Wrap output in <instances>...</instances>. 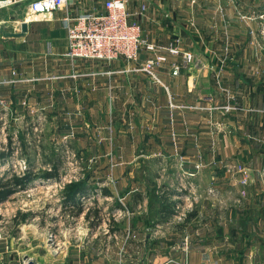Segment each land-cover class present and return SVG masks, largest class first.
I'll use <instances>...</instances> for the list:
<instances>
[{"label":"crops","instance_id":"0c3cea01","mask_svg":"<svg viewBox=\"0 0 264 264\" xmlns=\"http://www.w3.org/2000/svg\"><path fill=\"white\" fill-rule=\"evenodd\" d=\"M229 1L128 0L145 39L159 47L156 52L143 49L139 62L121 57L106 63L66 56V10L71 14L95 7L102 10L103 0H70L66 9L31 20L24 16L29 24L24 36L0 37V79L13 78L14 71L18 78L0 84V117L4 111H12L10 123L21 122L29 132L42 121L53 152L48 171L61 175L54 158L61 148L63 153L65 149L76 151L85 166V178L73 181L85 182L78 193L67 199L65 188L72 182L62 191L63 207L74 205L66 215L73 226L64 233L63 248L54 254L49 246L50 252L41 255L45 243L39 242L29 246L35 254L31 255L22 247H9L0 250V264H26L29 260L37 264H264L262 226L232 233H216L208 227L192 234L173 224L178 195L172 182L180 185L176 177L199 186L211 176L210 182L215 183L210 164L224 153L216 155L214 145L225 139L215 136L214 126L226 122L219 113L223 106L216 104L228 101L231 79L245 90H263L259 81L264 76L256 67L250 70L252 74L235 67L231 73L230 67L262 58L256 50L257 56L254 52L246 59V49L250 42L263 39L264 19L259 15L264 9L231 7ZM201 33L206 39L202 44ZM172 42L181 51L192 52L194 60L170 54L166 47ZM201 45L206 48L202 56ZM231 47L237 52L230 53ZM155 53L168 58L156 68L157 79L135 70ZM177 66L179 73L175 74ZM164 170L169 172L166 181ZM257 172L248 188L252 191L261 186L262 194L264 172ZM229 181L225 179L224 190L233 188L231 183L242 188ZM92 192L98 198L84 206L81 197L88 199ZM242 198L246 199L240 193ZM115 209L123 215L111 217L106 233L102 219ZM246 224L259 225V218ZM129 231L135 236L127 237ZM186 237L188 249L183 247Z\"/></svg>","mask_w":264,"mask_h":264},{"label":"rangeland","instance_id":"374dc122","mask_svg":"<svg viewBox=\"0 0 264 264\" xmlns=\"http://www.w3.org/2000/svg\"><path fill=\"white\" fill-rule=\"evenodd\" d=\"M229 2L231 7H245L250 10L264 9V0H230ZM261 33L263 39L258 38L256 43L250 42L246 49V59H249V55L252 56L256 50L259 57V53L262 55L261 59H257L259 63H253L254 61L249 63L248 61L246 64L232 65L230 67L231 73L233 67L236 68V71L238 68H243L248 73L250 70L255 71L254 68L256 67L258 73L261 72L264 76V26ZM203 40L206 41L205 34L201 33L199 42L201 43ZM204 47L201 45L199 48L201 56L206 54V48ZM237 50L236 48H229L230 53L237 52ZM216 52L221 54L222 51ZM236 74L238 72L234 73V75ZM232 80L228 101L225 100V102L216 104L217 106H223L219 113L220 118L222 117L226 122L221 121L218 125L215 122L214 126L215 136L221 135V138L225 139L224 143L217 141L214 145L216 155L219 152L224 153L223 157L218 158L217 156L219 160H214L210 164L212 171H214L215 183L210 182L211 179L213 180L210 176L211 173L209 174L210 177H205L208 181L205 179L200 182L201 185L199 186L187 183V181L177 177V181L179 180L181 184L172 182V187H174L178 196H182L186 200L183 193L179 192V188L182 187L184 190L187 189L192 197L186 202L182 201L184 215L181 220L173 222L179 231L193 234L195 230L205 231L209 227L210 231V227H212L216 233H232L234 230L245 231L247 227H264V197H262L264 193L259 194L263 187L258 186V189H252V191L248 188L253 182L249 171L258 173L257 171L260 170L261 173L264 172V78L259 81L263 84V90L260 91L253 87H247L245 90L242 88L243 85L238 87L237 81ZM218 90L222 92L223 88L219 87ZM227 106L229 107L227 108ZM221 113L223 114L221 115ZM8 122L10 123L9 120ZM22 131L24 133L21 136ZM44 131L45 128H39L38 130L34 128L33 132H29V129L22 126L21 122H17L16 124L10 123L5 129L6 142L0 137V148L3 149H0V151L7 153L5 162L0 163V179L9 178L13 174H23L27 170L38 173L37 177L24 188L0 202V250H6L9 247H22L29 254L35 255L30 247L33 244L37 245L39 242H44L45 244L41 248L45 252L43 251L40 254H48L49 249H51L49 247L51 246L49 243L50 234L53 232L60 242H64L65 231L73 226L68 224L66 215L69 213V207L74 205L63 207L62 191L64 187H61L63 183L60 180L65 174L68 175L67 179L70 175L74 176L80 170L79 166H83L84 163L80 161L78 166H76V163L69 165L66 163V158L63 159L62 157L67 154V149L63 153L64 150L61 148L54 156L59 164V169H61V175H57L55 178H46L42 172L48 171V168L51 167L49 163L51 157H53V152L50 150L51 140L48 139V135ZM20 163H22V166L25 164L28 167L27 170H22ZM169 165L171 166V164ZM157 168L162 169V167ZM244 171L249 174V182H244L246 177ZM238 172L241 174L240 177L235 176ZM163 176L166 181L169 178V172L164 170ZM225 179H230L234 184L242 185V188L234 187L229 181L233 188L224 190L226 189L224 187ZM240 193L242 197L246 198V202L243 198L242 200L239 199ZM89 196H92V193H89ZM177 201L174 206L180 204ZM252 203H257L258 207H254ZM87 204L88 202L85 200L84 206H88ZM20 212L24 216V220H16V216ZM255 217L259 218V225L246 224L249 221H254ZM72 224L77 225L76 223ZM175 236L172 235V237Z\"/></svg>","mask_w":264,"mask_h":264},{"label":"built area","instance_id":"2783aa9c","mask_svg":"<svg viewBox=\"0 0 264 264\" xmlns=\"http://www.w3.org/2000/svg\"><path fill=\"white\" fill-rule=\"evenodd\" d=\"M20 1L22 0H0V8L13 5ZM69 3L70 0H35L27 7L25 16L27 20H31L45 13H51L59 9H66ZM103 8L104 9L100 10L95 7L78 14H71L66 10L63 22L65 23L67 37L69 39L66 52L67 57L72 59L84 58L99 60L106 63H111L113 60L123 57L130 62H139L143 49L150 52H156L159 49L156 44L150 43L145 39L140 21L132 18L134 13L129 11L128 0H103ZM142 9H146V6L142 5ZM259 17L264 18V13L260 14ZM166 49L170 54L180 55L182 53L185 61L192 62L194 60V54L192 52L181 51L175 42L170 43ZM167 59L168 58L165 54L155 53L152 58L146 59L144 62L140 63L135 70L150 73V75L157 79L156 68ZM174 73H179V66L174 69ZM12 74L13 78L11 79H0V84L16 82L18 78L16 77L15 71ZM2 102L4 103V101ZM228 107L229 106H227V108ZM12 115V111L8 110L6 112L4 111L0 117L2 123L0 137H2V140L5 142L7 141L5 129L9 126L8 120L11 119ZM42 127V121H39L33 129L35 128V130H38ZM66 152L67 154H65L64 157L66 158V163L69 165L76 163V166H78L80 161L84 163V158L76 151L67 150ZM20 164L22 170H27L28 167L25 164L23 166L22 163ZM79 167L80 170H78L74 176L70 175L69 179H67V174L62 176L60 182H62L63 185H61V187H65L67 183H71L74 180L79 181L85 178L84 164ZM198 168H200V164L198 165ZM247 171H244L246 176L244 182H249V174H247ZM179 192L183 193L186 200H184L182 196H176L178 199H175L176 201L178 200L177 203L180 204L173 207L174 220H181L184 215V206L181 204L182 201L186 202L188 199H192L190 192L188 193L187 189L184 190L181 187L179 188ZM97 195V193L92 192V196H88V199L86 196L81 198L82 201L87 200V202L91 204L93 203V199L97 198ZM90 197H92V199H90ZM106 215L108 217H104L102 222L105 221L106 223L105 228H107V233L110 232L108 228L109 223L111 222V217L122 216L123 212L120 209H115L107 212ZM99 228L101 227L99 226ZM133 236H135L134 233L130 231L127 232V237L130 238ZM49 242H51L50 245L54 249L59 250V248L63 246L53 232L50 234ZM183 247L185 249H188L189 247V239L187 237L183 241Z\"/></svg>","mask_w":264,"mask_h":264},{"label":"water","instance_id":"95a60500","mask_svg":"<svg viewBox=\"0 0 264 264\" xmlns=\"http://www.w3.org/2000/svg\"><path fill=\"white\" fill-rule=\"evenodd\" d=\"M35 0H22L13 5L0 8V37H21L28 32V22L24 20L27 7ZM252 181H254V172L249 171ZM151 233L146 234L145 244L148 247ZM51 243V242H49ZM58 252L55 249L54 254ZM26 264H37L34 260L27 261Z\"/></svg>","mask_w":264,"mask_h":264},{"label":"trees","instance_id":"16d2710c","mask_svg":"<svg viewBox=\"0 0 264 264\" xmlns=\"http://www.w3.org/2000/svg\"><path fill=\"white\" fill-rule=\"evenodd\" d=\"M6 152L0 151V161L3 159H6ZM38 173H35L33 171L27 170L23 174H13L9 178H1L0 179V202L8 199L13 194H15L17 191H19L21 188H24L28 183L33 181L37 177ZM42 174L46 178H55L57 175L55 171H44ZM84 181L80 182H72L71 184L66 185V193H67V199H72L75 194L78 193V191L81 189L82 185L84 184ZM22 216V217H21ZM24 216L20 212L16 216V220L23 219Z\"/></svg>","mask_w":264,"mask_h":264},{"label":"bare ground","instance_id":"6f19581e","mask_svg":"<svg viewBox=\"0 0 264 264\" xmlns=\"http://www.w3.org/2000/svg\"><path fill=\"white\" fill-rule=\"evenodd\" d=\"M42 188V187H41Z\"/></svg>","mask_w":264,"mask_h":264}]
</instances>
